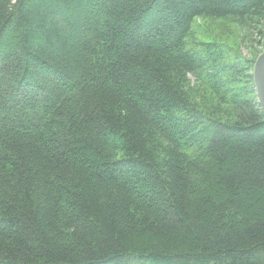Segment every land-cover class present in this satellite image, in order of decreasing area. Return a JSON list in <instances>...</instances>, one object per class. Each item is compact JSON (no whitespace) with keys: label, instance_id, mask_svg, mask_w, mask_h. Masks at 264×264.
<instances>
[{"label":"trees","instance_id":"trees-1","mask_svg":"<svg viewBox=\"0 0 264 264\" xmlns=\"http://www.w3.org/2000/svg\"><path fill=\"white\" fill-rule=\"evenodd\" d=\"M214 20L264 0H0V264H264L254 60Z\"/></svg>","mask_w":264,"mask_h":264},{"label":"rangeland","instance_id":"rangeland-1","mask_svg":"<svg viewBox=\"0 0 264 264\" xmlns=\"http://www.w3.org/2000/svg\"><path fill=\"white\" fill-rule=\"evenodd\" d=\"M259 21V22H258ZM253 24V29L245 25L234 24L229 20H214L200 23L193 39L198 42H217L238 51L242 57L254 60L264 52V20ZM260 52L251 57L252 51Z\"/></svg>","mask_w":264,"mask_h":264},{"label":"water","instance_id":"water-1","mask_svg":"<svg viewBox=\"0 0 264 264\" xmlns=\"http://www.w3.org/2000/svg\"><path fill=\"white\" fill-rule=\"evenodd\" d=\"M253 83L257 102L264 112V52L258 56L254 63Z\"/></svg>","mask_w":264,"mask_h":264}]
</instances>
